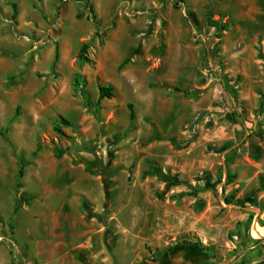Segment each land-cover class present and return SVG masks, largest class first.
I'll use <instances>...</instances> for the list:
<instances>
[{"label": "rangeland", "instance_id": "1", "mask_svg": "<svg viewBox=\"0 0 264 264\" xmlns=\"http://www.w3.org/2000/svg\"><path fill=\"white\" fill-rule=\"evenodd\" d=\"M60 245L264 264V0H0V264Z\"/></svg>", "mask_w": 264, "mask_h": 264}, {"label": "trees", "instance_id": "2", "mask_svg": "<svg viewBox=\"0 0 264 264\" xmlns=\"http://www.w3.org/2000/svg\"><path fill=\"white\" fill-rule=\"evenodd\" d=\"M180 1L182 2L183 0H180ZM86 50H87V45L85 44V45L82 47V49H81V51H80V54H79V61H80V62H87V63L90 62V61L87 59L86 54L84 53V52H86ZM84 54H85V55H84ZM57 56H58V53H57ZM113 96H114V93H113V88H112V87H102V86L99 87V98H100V99H105V98L110 99V98H112ZM62 125L66 126V127H70V126H71V124H70V122H69L68 120L64 119L63 117H60V122L57 123V124L55 125V128H54L55 132H57V133L60 134V135H64V134H63V131H62V129H61V126H62ZM62 155H63V151L58 150V151H57V156H58V157H61ZM113 174H114V173H113ZM113 174H112V175H113ZM155 174H156V175H157V176H158L163 182H165V183H167V184H173V185H178V184H179L178 180H176V177H172L171 175L166 174V173H164V172H162V171L155 170ZM85 212H88V211L85 210ZM90 217L93 218V217H96V216H94V215H90ZM84 263H86V264H90V263H87L86 261H85Z\"/></svg>", "mask_w": 264, "mask_h": 264}, {"label": "crops", "instance_id": "3", "mask_svg": "<svg viewBox=\"0 0 264 264\" xmlns=\"http://www.w3.org/2000/svg\"><path fill=\"white\" fill-rule=\"evenodd\" d=\"M57 250L58 253L55 256L50 259L44 257L40 260V262L44 264H77L76 261L72 259L70 253H63L62 245L58 246ZM3 257L4 258L2 259L1 264H6L7 260L5 259V256Z\"/></svg>", "mask_w": 264, "mask_h": 264}]
</instances>
